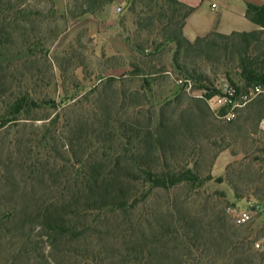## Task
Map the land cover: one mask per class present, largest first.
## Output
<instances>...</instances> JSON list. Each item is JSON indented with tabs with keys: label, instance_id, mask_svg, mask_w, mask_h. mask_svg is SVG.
Listing matches in <instances>:
<instances>
[{
	"label": "trees",
	"instance_id": "obj_1",
	"mask_svg": "<svg viewBox=\"0 0 264 264\" xmlns=\"http://www.w3.org/2000/svg\"><path fill=\"white\" fill-rule=\"evenodd\" d=\"M43 1L0 0V133L23 131L21 136H12L13 151L8 148L5 158L6 149L0 150V164L8 172L2 176L8 189H0V264H98V255L113 257L99 229L108 232L110 221L138 206V197L144 200L156 189L178 186L196 191L214 180L213 166L222 151L237 152L222 143L223 127L215 121L235 123L243 130L252 117L264 120V92L238 109L235 119L218 118L210 101L219 92L200 65L223 63L239 94L264 89V6L247 7L256 30L212 32L190 41L184 36V26L192 7L178 0H129L128 11L141 38L139 42L126 39L133 60L129 71L120 78L103 77L102 88L84 93L75 83L56 98L42 95L37 75L28 71L19 75L20 68L35 64L38 58L50 64L48 48L32 38L35 25L54 13V7L46 12L37 5ZM73 2L67 10L71 17L93 15L105 20L116 0ZM119 24L124 29L122 20ZM167 53L176 72L192 83V90L204 91L202 97L188 93V86L179 83L177 90L157 92L158 81L172 74L164 61ZM126 78L140 79V87L127 89ZM244 109L248 116L239 114ZM246 131L254 134L251 128ZM204 142L218 148L207 168L201 166L206 160L201 152ZM41 152L43 157H39ZM14 154L22 157L14 159ZM58 162L71 168L57 167ZM17 169L32 176L30 191L21 187ZM202 169H207L205 175ZM136 183L142 185L141 190ZM234 194L241 197L236 190ZM216 223L222 229L225 226L220 216ZM199 224L193 217L181 216V236L189 238L191 246L197 238L206 239ZM93 238L100 248L95 257V252L88 255ZM140 247L137 244L134 254L127 253L135 262Z\"/></svg>",
	"mask_w": 264,
	"mask_h": 264
},
{
	"label": "rangeland",
	"instance_id": "obj_2",
	"mask_svg": "<svg viewBox=\"0 0 264 264\" xmlns=\"http://www.w3.org/2000/svg\"><path fill=\"white\" fill-rule=\"evenodd\" d=\"M128 1L116 0L115 4L122 5L121 10L112 21L107 22L111 15L110 8L109 16L101 20L99 27H96L92 20L73 18L67 13L69 3L74 5L73 0H54V2L45 0L37 4L46 12L54 7L52 15L43 23L35 25L36 31L32 36L48 48L47 58L52 66L50 67L46 58H38L35 64H27L25 69L20 68V77L24 71L32 72L39 77L36 83L40 86L38 89L42 95L49 93L51 97L56 98L63 93V90H72V85L75 83L84 93L94 87L102 88L100 79L103 77H123L133 61L126 39L131 38L138 42L141 39L136 35L134 15L128 11ZM64 7H67V10ZM120 20L123 21L124 29L119 24ZM22 40L23 37H20L19 45L23 43ZM262 40L264 41V33ZM262 47L264 48V45ZM170 57L171 55L167 53L164 61L172 74L158 81L159 86H156V89L159 94L167 93L171 87L177 90L178 83L187 85L188 88L192 85L191 82L184 81L172 67ZM200 65L214 83L221 75H227L223 63L211 61ZM62 75L64 79L61 78ZM231 75L238 83L236 74ZM130 80L131 78H126L127 89L140 87V79ZM191 92L193 90L188 91ZM197 94L200 92L197 91L195 95ZM213 104L214 109H221L217 100H214ZM239 114L249 115L245 109L240 110ZM252 118L243 130H241L242 126H236L235 123L231 126L214 122L223 127L225 141L222 143H229L234 150L243 152L247 158L233 163L227 176L226 173L214 176V180L206 182L196 191L178 186L169 190L156 189L144 199L145 201L138 197L140 199L138 206L130 213L110 221L107 226L108 232H105V228L98 230L104 245L113 249V255L111 254L113 257L109 259H103L98 255V264H141V262L142 264H264V172L262 170L264 153L260 152L264 149V120L258 122L257 118ZM246 128H251L254 134L245 132ZM14 135L21 136L23 131L19 133L12 131L11 135L6 136L4 132L0 133V150L6 149L3 158L7 156L8 148L13 151L9 143ZM59 142V149L63 152L64 141L60 138ZM202 148L201 152H204L206 160L201 166L207 168L211 165L214 152L218 148L207 142L203 143ZM43 156L41 152L39 157ZM13 157L21 158L22 155L14 154ZM256 158L262 161L255 162ZM224 159L221 158L217 171L221 168ZM63 165L71 168V164L63 162H58L57 167ZM11 166L14 169V165ZM206 171L207 169H202V174L205 175ZM7 173L5 165L0 164V189H8L2 179ZM15 173L18 175L21 187L30 191L32 184L30 173L24 175V171L20 169L15 170ZM136 186L139 190L142 189L141 184L136 183ZM35 189L38 191L37 187ZM234 190L241 196L239 199L235 194L233 196ZM52 195L58 194L53 192ZM32 197L37 196L33 193ZM250 211H252L250 222L241 226L236 224L237 215ZM184 215L197 219L206 237L204 240L197 238L194 246H191L189 238L181 236V216ZM219 216L225 225L223 229L216 223ZM96 241L97 239L93 238L88 242L89 256L95 257L100 249ZM137 244H141L140 250L137 251L142 261L138 258L135 262L131 254H134ZM93 252L95 254L92 255ZM128 252L131 254H127Z\"/></svg>",
	"mask_w": 264,
	"mask_h": 264
},
{
	"label": "crops",
	"instance_id": "obj_3",
	"mask_svg": "<svg viewBox=\"0 0 264 264\" xmlns=\"http://www.w3.org/2000/svg\"><path fill=\"white\" fill-rule=\"evenodd\" d=\"M192 7L193 12L189 15L184 26V36L190 41L198 37L206 36L212 32L231 34L233 32H250L258 29V26L247 17L248 5L257 7L264 6V0H178ZM121 4L117 3L111 7V15L107 22L112 21L121 10ZM67 10V7H64ZM82 19L92 20L99 27L101 20L93 15H85ZM129 51V50H128ZM224 162L219 171L217 167L221 158ZM243 152L233 153L231 149L222 151L215 160L212 174L221 176L227 172L228 167L243 160ZM234 196V193H233Z\"/></svg>",
	"mask_w": 264,
	"mask_h": 264
},
{
	"label": "built area",
	"instance_id": "obj_4",
	"mask_svg": "<svg viewBox=\"0 0 264 264\" xmlns=\"http://www.w3.org/2000/svg\"><path fill=\"white\" fill-rule=\"evenodd\" d=\"M215 88L219 92V95L216 99L220 103V108H224V111L221 109H214V100L210 101L213 110L218 118L231 121L236 118L238 109L244 107L249 101L254 99L256 96L264 92V89L261 87H256L252 89L249 93L239 94L237 87L231 83L226 75H221L217 81L214 83ZM188 91L192 90V85L187 88ZM195 94L197 91H193ZM200 94L197 96L202 97L204 91H198ZM264 171V168H263ZM252 211L243 212L240 215H237L235 218L236 224L243 225L251 221ZM259 247V244H257Z\"/></svg>",
	"mask_w": 264,
	"mask_h": 264
}]
</instances>
